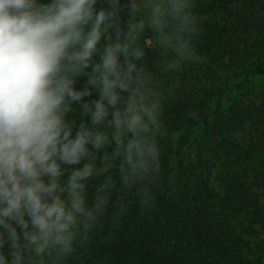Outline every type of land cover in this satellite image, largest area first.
I'll list each match as a JSON object with an SVG mask.
<instances>
[{
    "label": "clouds",
    "instance_id": "9594fccd",
    "mask_svg": "<svg viewBox=\"0 0 264 264\" xmlns=\"http://www.w3.org/2000/svg\"><path fill=\"white\" fill-rule=\"evenodd\" d=\"M200 23L192 0H0V264H67L152 211L165 78L199 62Z\"/></svg>",
    "mask_w": 264,
    "mask_h": 264
},
{
    "label": "trees",
    "instance_id": "16d2710c",
    "mask_svg": "<svg viewBox=\"0 0 264 264\" xmlns=\"http://www.w3.org/2000/svg\"><path fill=\"white\" fill-rule=\"evenodd\" d=\"M192 11L201 18L199 62L165 78L174 86L165 99L155 206L142 213L133 202L118 227L104 223L67 264H263L256 253L264 251V240L253 246L249 237L254 225L264 235V161L259 171L248 165L264 153V87L231 100L264 78V0H213ZM147 51L156 71L158 52ZM85 81L78 78L76 90ZM71 107L70 119L87 121L79 103ZM188 135H196L192 158L182 143ZM215 170L222 173L220 194L209 185Z\"/></svg>",
    "mask_w": 264,
    "mask_h": 264
},
{
    "label": "rangeland",
    "instance_id": "374dc122",
    "mask_svg": "<svg viewBox=\"0 0 264 264\" xmlns=\"http://www.w3.org/2000/svg\"><path fill=\"white\" fill-rule=\"evenodd\" d=\"M213 0H192V6L195 5V3L197 4H201L203 7L205 8H209L212 5ZM182 72L179 71L178 73L172 75V78H176L177 74H181ZM264 87V78H260L257 79L255 81H252V83H250L246 89H244L242 92H239L236 94L235 97L232 98L231 101H236L240 98H244V97H248L250 96L252 93H254L255 91H258L260 89H262ZM68 118H71V115L69 114ZM199 138H201V133L198 134ZM195 137L196 135H188L186 137H184L183 142L185 143L184 145H186V147L189 148L190 151L185 152V155H187L189 158L193 157V148L191 146V143H196L195 141ZM259 161H264V153H261L259 155H257L255 157V161L254 163H250L248 165V168H255L256 170H260L259 166H256L257 163ZM221 171L220 170H215L211 176V180H210V187L217 193L220 194L221 193V186L219 184V182L217 181V177L221 176ZM246 224H250L251 219L247 218L245 219ZM254 231H256V235L255 237H249L250 242L252 243L253 246L258 245V243H261L264 240V235L261 232L260 228L258 226H253ZM257 258H259L261 260V262L264 264V251L260 252V253H256Z\"/></svg>",
    "mask_w": 264,
    "mask_h": 264
}]
</instances>
